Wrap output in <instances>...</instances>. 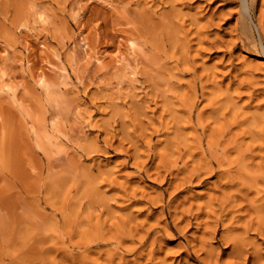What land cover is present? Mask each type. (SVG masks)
Returning <instances> with one entry per match:
<instances>
[{"label":"rangeland","instance_id":"1","mask_svg":"<svg viewBox=\"0 0 264 264\" xmlns=\"http://www.w3.org/2000/svg\"><path fill=\"white\" fill-rule=\"evenodd\" d=\"M0 264H264V0H0Z\"/></svg>","mask_w":264,"mask_h":264},{"label":"bare ground","instance_id":"2","mask_svg":"<svg viewBox=\"0 0 264 264\" xmlns=\"http://www.w3.org/2000/svg\"><path fill=\"white\" fill-rule=\"evenodd\" d=\"M40 17H41V16H40ZM39 19H40V18H39ZM41 20H43V18H42ZM131 43H132V42H131ZM131 43H130V45H129L130 47H128V48H130V50H132V49H131V48H132ZM85 47H86V46H85ZM88 48H89V47H88ZM133 49H135V48H133ZM86 50H87V48H86ZM132 51H133V50H132ZM57 54H58V53H57ZM57 54H56V57H59ZM96 57H97V56H96ZM57 59H59V58H57ZM97 59H98V58H97ZM97 59H96V60H97ZM98 60H99V59H98ZM98 60H97V61H98ZM99 61H100V60H99ZM99 63H100V62H99ZM120 64H121V63H120ZM39 82H40V80H39ZM43 86H44V85H43Z\"/></svg>","mask_w":264,"mask_h":264}]
</instances>
